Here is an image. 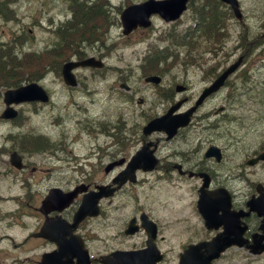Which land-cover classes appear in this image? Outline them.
I'll list each match as a JSON object with an SVG mask.
<instances>
[{"label": "flooded vegetation", "instance_id": "1", "mask_svg": "<svg viewBox=\"0 0 264 264\" xmlns=\"http://www.w3.org/2000/svg\"><path fill=\"white\" fill-rule=\"evenodd\" d=\"M223 20H212L211 30H220L228 40L233 25L224 29ZM259 22L262 32L244 22L235 38L241 43L235 49L224 51L223 40L215 48L201 51L205 56L220 51L234 60L240 57L242 65L238 70L244 71L243 81H230L237 70L218 90L203 97L223 62L196 66L200 72L197 83L188 75L178 78L170 74L175 66L168 73L158 70L161 82L153 86L141 84L144 93L126 81L120 68H116L118 74L112 73L116 75L113 82L98 73V78L105 80L101 90L108 102L116 104L118 115L115 123L100 124L95 136L99 135L102 143L92 147L89 144L82 155L68 148L64 116L51 112L57 105L54 99L58 93L46 85L45 78L51 71L59 73V69L35 70L38 78L31 81L44 88L48 101L14 105L15 118L0 119L9 126L4 135L9 145L0 147V264H42L45 254L58 248V233L61 240L74 238L82 242L90 264H101L100 259L111 258L108 255L115 250L145 246L146 218L156 228L152 242L162 253L163 262L164 250L176 249L174 259L178 262L182 250L198 244L209 248L214 241L213 246L223 244L225 248L213 256L210 264H264V19ZM117 23L121 33L118 19ZM163 23L168 24L153 16L150 29ZM143 29L121 35L129 39L135 32L147 31ZM160 32L161 29L155 33ZM75 75L76 86L59 83V96H67L65 105L74 104L73 94L85 88L80 82V70ZM145 90L150 92V101ZM198 98L201 102L190 122L170 139L163 132L143 133L149 119L178 103L181 106L177 113H182ZM122 100L125 105L135 106L133 115L122 113ZM25 112L34 116L48 114V126L58 129L56 136L35 132ZM139 116L144 117L143 123L138 122ZM141 148L152 151L156 163L150 170L136 169L133 182L118 185L117 177H122L126 165ZM12 154L17 156L16 164L11 162ZM71 193L70 202L62 204ZM200 194L201 202L209 200L211 218L207 222L198 209ZM84 197L96 214L71 226ZM124 206H128L125 215ZM131 220L136 231L126 234ZM207 254L203 252L191 261H203Z\"/></svg>", "mask_w": 264, "mask_h": 264}, {"label": "rangeland", "instance_id": "2", "mask_svg": "<svg viewBox=\"0 0 264 264\" xmlns=\"http://www.w3.org/2000/svg\"><path fill=\"white\" fill-rule=\"evenodd\" d=\"M110 1V14L114 23L110 26L109 35L103 38L101 45L96 48L95 51H91L90 48L86 49V56L94 54L107 63L111 68H120L122 70L123 76H126V81L133 84L140 91H142V79L141 76L144 74L141 69L135 70L134 66L137 63V51L140 49L141 44L145 39L151 38V33L157 32L160 28L164 27V23L157 28H153L148 32H137L135 35L131 36L129 39L122 37L119 33V27L117 19L119 17V12L116 7L120 6V10L126 1L138 2L140 0H109ZM201 0H196L195 4H200ZM241 9L246 15L247 23L252 27L251 29L257 28L259 32H262L261 19H264V0H239ZM16 15V20L5 21L0 16V41L7 40V33L9 30H16L20 27L19 31H11L15 35H19L22 32H26L24 35V40L22 42V52L28 51H42V49L51 44V37H49V27L56 24H60L67 16V8L61 0H15L11 5ZM192 15V11L190 13ZM189 19L188 14L183 17L182 21ZM258 24V25H257ZM182 25L180 24L179 27ZM260 26V27H258ZM229 39L223 41L224 51L235 49L239 43L235 38V33L239 31L240 27L236 24L232 26ZM29 30H32L30 32ZM101 35L104 33L105 29L101 28ZM143 35V36H141ZM264 42V39H263ZM209 46V45H208ZM207 47V46H206ZM264 48V47H263ZM118 55L119 57H114ZM207 61H221L225 65L232 60L231 57L225 56L220 51L214 56H210ZM129 70V72H128ZM186 72V73H185ZM112 73H116L112 71ZM108 73L105 79L108 82H113L116 80V75ZM170 74L176 75L178 78L185 77L188 75L191 77L192 81L198 82L200 78V72L194 67H188L185 71L183 67L176 66L171 70ZM244 71L240 69L238 73L232 77L230 81L240 82L243 81ZM261 74L264 76V71L261 70ZM98 75H93L89 70L80 71V80L83 82V86L79 88L74 94V104L65 105L64 102L67 100V96H59L61 77L58 76L57 71H51L46 75L45 82L46 85L53 91L57 92L58 95L54 99L57 105L51 108L53 114H60L64 116L63 125L68 131V137L66 139L68 148L75 151L77 155H82L86 151L89 144L96 146L102 143V138L95 132L100 128V124L104 121H110L115 123L118 115V110L116 104L113 102H108L101 90L104 85L105 80L97 78ZM187 80V79H186ZM188 83V82H187ZM3 90H0V112L3 108V103L1 100ZM144 93V91H142ZM145 94L151 100L150 92L145 90ZM220 103L221 100L218 99ZM123 110L122 113L132 114L134 113L135 106L128 104L125 105L124 100H122ZM109 107L106 109V107ZM133 108V110L129 109ZM29 117V124L34 127L35 132H50L52 137H55L58 129L56 127L48 126V119L50 118L48 114L34 116L31 113H24ZM150 116L147 115L145 119ZM144 117L139 116L138 122H142ZM144 119V121H145ZM143 121V122H144ZM142 122V123H143ZM141 123V124H142ZM237 128L236 126H234ZM28 129V125H26ZM137 127L136 129H138ZM9 129L8 124L0 123V147L3 145H9L5 143L4 135ZM76 139L72 142V139ZM1 158V157H0ZM128 206H124L123 213L127 212ZM169 251V257L166 264H176V259H174V254L176 249H171Z\"/></svg>", "mask_w": 264, "mask_h": 264}, {"label": "trees", "instance_id": "3", "mask_svg": "<svg viewBox=\"0 0 264 264\" xmlns=\"http://www.w3.org/2000/svg\"><path fill=\"white\" fill-rule=\"evenodd\" d=\"M69 9L72 12V18L54 30L57 38L55 46L59 45L57 48L34 57L27 55L29 57L28 59H19L18 54L12 49L1 50L0 83L5 86L17 84L20 82V78L24 73H28L29 75L36 73L33 70H29V68L38 67L42 70L45 64L64 60L68 52L61 53L63 49L67 48L68 50H73V53H78L79 50L76 49L80 48L79 46L82 44L89 45L92 42L99 41V35L95 30V26L105 22V15L110 10L109 3L106 0H70ZM205 14H207L208 21L213 19L210 13ZM90 23H92V26H90ZM183 41L187 44L188 50H194L196 48V41L193 37L185 38ZM191 57L192 55L187 54V60H191ZM157 64L158 62L149 63L150 66L155 67Z\"/></svg>", "mask_w": 264, "mask_h": 264}, {"label": "water", "instance_id": "4", "mask_svg": "<svg viewBox=\"0 0 264 264\" xmlns=\"http://www.w3.org/2000/svg\"><path fill=\"white\" fill-rule=\"evenodd\" d=\"M186 0H166L162 2H156L153 0H147L146 2L138 5L129 6L126 9L123 10L121 13V22L123 25V32L127 34L134 28L136 24H140L142 26L148 25V16L152 12H159L162 16H164L166 19L177 17L182 8H184ZM227 3H230L234 13L237 17H241L240 11L238 9V4L236 0H223ZM172 15V16H170ZM79 65H91V66H101L100 62H95L93 59H87L81 62H70L63 65V78L66 83L74 84L75 80L72 74L70 73V70L73 67L79 66ZM237 65L234 64L231 66L222 77L227 75L229 72H231L234 67ZM146 80H156L155 78H147ZM220 84V81H217L212 88L215 86H218ZM9 98V99H8ZM33 98H40V91L35 86H29L24 89H20L11 93L5 94V102L6 104H9L12 100L13 101H20L24 99H33ZM8 109L4 111L2 114V117H7L8 115ZM13 115V114H11ZM9 115V116H11ZM179 124V121H171L167 122L164 118H157L152 120L146 127V130H154V129H165V130H173L177 125ZM83 214H85V209L83 210ZM146 257V255H136L132 258L133 261L140 260L141 258ZM142 264V263H138Z\"/></svg>", "mask_w": 264, "mask_h": 264}, {"label": "bare ground", "instance_id": "5", "mask_svg": "<svg viewBox=\"0 0 264 264\" xmlns=\"http://www.w3.org/2000/svg\"><path fill=\"white\" fill-rule=\"evenodd\" d=\"M76 1V0H75ZM87 2V1H86ZM264 86V85H263ZM248 96V95H247ZM179 98V97H178Z\"/></svg>", "mask_w": 264, "mask_h": 264}]
</instances>
